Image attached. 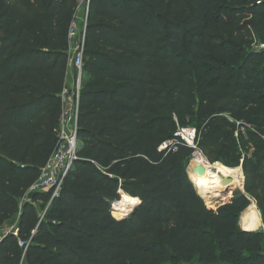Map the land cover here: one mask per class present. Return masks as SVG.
I'll return each mask as SVG.
<instances>
[{"label": "trees", "instance_id": "1", "mask_svg": "<svg viewBox=\"0 0 264 264\" xmlns=\"http://www.w3.org/2000/svg\"><path fill=\"white\" fill-rule=\"evenodd\" d=\"M75 9L0 0V264H264V231L240 228L250 197L264 224V155L243 156L234 140L238 128L264 130L254 47L264 0H91L78 160L48 222L36 203L51 194L21 206L58 140ZM193 116L197 148L242 166L245 194L233 185L218 203L199 196L187 174L194 149L177 137L178 120ZM171 140L176 150H159ZM121 191L140 199L127 217L113 208ZM17 215L26 253L1 233Z\"/></svg>", "mask_w": 264, "mask_h": 264}, {"label": "built area", "instance_id": "2", "mask_svg": "<svg viewBox=\"0 0 264 264\" xmlns=\"http://www.w3.org/2000/svg\"><path fill=\"white\" fill-rule=\"evenodd\" d=\"M90 2L91 0H76L75 13L68 27L67 42L70 61L66 86L60 94L62 114L55 149L46 164L41 168L38 178L30 186L21 202V204L33 202L32 195L35 193L51 194V200L47 205L46 211L52 202L60 197L65 180L74 169L75 163L78 160V152L81 148V142L78 137V117L81 91L86 79L84 54ZM254 47L256 51H264V43L255 44ZM69 75H72L73 78L71 84L68 83ZM177 137L179 141L185 143L187 146L197 149V129L183 127L179 129ZM179 141H167L159 150H176ZM9 233H12L18 239L20 248H23L26 253L30 242L20 238L18 226H13L4 231V234ZM35 233L36 230H33L31 234L35 235Z\"/></svg>", "mask_w": 264, "mask_h": 264}, {"label": "bare ground", "instance_id": "3", "mask_svg": "<svg viewBox=\"0 0 264 264\" xmlns=\"http://www.w3.org/2000/svg\"><path fill=\"white\" fill-rule=\"evenodd\" d=\"M190 161L192 165L190 166L191 181L195 187L198 188L199 194L202 198L204 197V201L207 204L220 202L225 197L224 191L233 185H236L239 189H244L245 176L241 167L232 170L220 163L211 164V162L199 152L194 153ZM227 179L232 180L230 185H225ZM212 193L215 195L210 197ZM121 194L122 198L119 204L122 209L118 208V211L115 206L116 203H114L115 211L119 213L121 211L124 214L130 215L135 207L139 205L140 199L133 198L123 191H121ZM250 199L252 200L251 206L241 215V223L245 229L261 227L263 225L262 214L257 203L254 198L250 197ZM127 209H129V211H127ZM122 213H120L121 216L123 215ZM129 215L123 216L127 217Z\"/></svg>", "mask_w": 264, "mask_h": 264}, {"label": "rangeland", "instance_id": "4", "mask_svg": "<svg viewBox=\"0 0 264 264\" xmlns=\"http://www.w3.org/2000/svg\"><path fill=\"white\" fill-rule=\"evenodd\" d=\"M85 78H86L85 79L86 81L90 79V75L87 72H86ZM178 125H179L180 129L183 127H185V128L191 127V128L197 129L198 122L196 120V117L193 116V117L187 118L185 120H181V121L178 120ZM251 133L253 134L252 136H251ZM234 140H235V143L238 147V150L243 154V156L254 157L255 155H264V130H258V129L253 128L252 126H250L248 128H238L235 131ZM80 147H81V143H80ZM197 152L203 154L204 157L209 161L208 157L203 153V151L201 149H198V148L194 149V152H192L188 161H190L193 154L197 153ZM215 163H220L223 166L227 167L228 169H232V170L240 168V167L230 168L227 165H225V163L222 161H218ZM211 164H214V163L211 162ZM189 165H190V163H189ZM189 165H187V174L189 176V179L191 180L190 166ZM259 187H260V190L262 192H264V175L261 177V179L259 181ZM195 189L198 190L197 187ZM232 189H233V193L235 191H241V189H239L238 187H233ZM22 205L23 204H21V206ZM257 206H258V204H257ZM36 208H37V213H38V216L40 218V221L48 222L47 211H46L47 206L42 207V206H40V204L36 203ZM118 208H121L120 204L118 205ZM127 211H129V209H127ZM120 213H122V212L120 211ZM122 214L123 215H129V214H124V213H122ZM19 221H20V215H17L15 217H13L10 221H8L5 224V226L2 228V231H1L2 235H3L4 231L10 229L13 226L18 225ZM240 228L245 229L241 223V218H240ZM246 230L264 231V224L261 227H253V228L246 229ZM225 261H226V263L231 264L230 259H227ZM168 264H172V263H168Z\"/></svg>", "mask_w": 264, "mask_h": 264}, {"label": "water", "instance_id": "5", "mask_svg": "<svg viewBox=\"0 0 264 264\" xmlns=\"http://www.w3.org/2000/svg\"><path fill=\"white\" fill-rule=\"evenodd\" d=\"M189 166H192V165H191V162H190V165H189ZM241 168H242V166H241ZM242 170H243V168H242ZM245 181H246V179H245ZM231 182H232L231 179H227V180L225 181V185H230ZM194 186H195V185H194ZM229 187H230V186H229ZM229 187H228V188H229ZM229 189H230V188H229ZM229 189H226V190L224 191V194H225V195L227 194V192H228ZM241 192H242L243 194L246 193V192H245V183H244V189H243V190L241 189ZM120 194H121V192H120ZM198 194H199V193H198ZM214 195H215V194L212 193V194L210 195V197H213ZM121 196H122V194H121ZM199 196L201 197L200 194H199ZM201 198H202V197H201ZM202 199L204 200V198H202ZM249 199H250V198H249ZM250 202L252 203V200H251V199H250ZM222 203H223V202H222ZM222 203H220V204H222ZM220 204H218V205H220ZM139 205H140V204H139ZM139 205H138V206H139ZM138 206H137V207H138ZM137 207H135V209H136ZM135 209H134V210H135ZM134 210H133L132 212H134ZM243 230H244V231H254V230H246V229H243Z\"/></svg>", "mask_w": 264, "mask_h": 264}, {"label": "crops", "instance_id": "6", "mask_svg": "<svg viewBox=\"0 0 264 264\" xmlns=\"http://www.w3.org/2000/svg\"><path fill=\"white\" fill-rule=\"evenodd\" d=\"M72 80H73L72 75H69L68 76V83L71 84L72 83Z\"/></svg>", "mask_w": 264, "mask_h": 264}]
</instances>
